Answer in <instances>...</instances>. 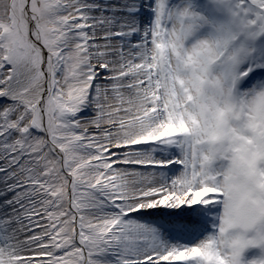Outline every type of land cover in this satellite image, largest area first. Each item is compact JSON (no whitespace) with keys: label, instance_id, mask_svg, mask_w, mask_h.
<instances>
[{"label":"snow or ice","instance_id":"snow-or-ice-1","mask_svg":"<svg viewBox=\"0 0 264 264\" xmlns=\"http://www.w3.org/2000/svg\"><path fill=\"white\" fill-rule=\"evenodd\" d=\"M0 264H264V0H0Z\"/></svg>","mask_w":264,"mask_h":264}]
</instances>
